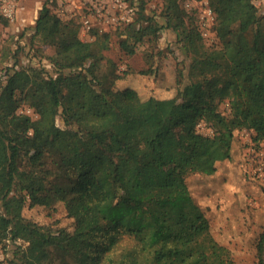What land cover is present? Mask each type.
Instances as JSON below:
<instances>
[{
  "label": "trees",
  "instance_id": "trees-1",
  "mask_svg": "<svg viewBox=\"0 0 264 264\" xmlns=\"http://www.w3.org/2000/svg\"><path fill=\"white\" fill-rule=\"evenodd\" d=\"M179 1H164L161 23L138 13L139 20L119 31L116 60L105 57L112 49L110 33L84 41L79 23L62 21L47 0L38 10L33 36L53 49L45 58L59 73L57 81L81 80L104 103L121 79L115 61L134 56L138 45H154L162 29L173 31L187 64L186 73L178 72V84L184 85L172 106L198 114L211 133L193 136L187 164L175 165L161 182L142 190L125 186L123 155L100 134L61 128L53 120L37 122L18 111L41 82H48L56 106L58 90L44 69L29 63L16 69L17 61H11L0 77V141L6 157L0 165V243H26L16 247L18 264H233L230 249L212 236L210 219L186 179L211 176L217 163L230 160L241 129L251 130L256 143L264 142V14L258 15L253 0H196L211 9L220 44L205 48L195 15ZM64 71L69 74L63 76ZM121 97L128 108L140 103L128 88ZM153 150L161 161L155 144ZM24 209H61L70 226L39 224L24 216ZM263 255L264 230L255 264H264Z\"/></svg>",
  "mask_w": 264,
  "mask_h": 264
},
{
  "label": "rangeland",
  "instance_id": "rangeland-1",
  "mask_svg": "<svg viewBox=\"0 0 264 264\" xmlns=\"http://www.w3.org/2000/svg\"><path fill=\"white\" fill-rule=\"evenodd\" d=\"M36 1L29 0L31 7L22 21L15 20L0 30L4 36L2 53L9 50V57L3 56L0 60V69L13 60L17 61L18 67L29 63L44 69L45 75L56 79L59 105L55 104L48 82L43 81L35 95L18 111L37 122L53 120L61 128L68 126L100 134L123 155L120 175L125 186L145 189L150 184L164 180L167 172L175 165H186L193 136L209 135L211 131L198 120V114L172 106L178 90L184 85L178 84V72L186 73L187 64L176 44L175 33L162 29L154 45H138L134 56H123L115 61L121 79L116 81L110 101L104 103L95 98L97 92L94 88L81 80L73 79L67 85L57 81L59 73L54 71L45 58L53 54V49L42 46L33 36L34 21L38 15ZM164 1L129 0L135 8L131 23L137 21L138 13L147 17L154 15L155 20L161 23L159 15ZM186 1H179L181 7L184 8ZM253 2L258 15H263L264 0ZM56 9L54 4L52 10L55 14ZM201 10L199 5L189 9L196 17L198 28ZM73 13L72 17L67 12L64 15L59 13V17L62 21L73 20L79 23L78 35L82 40L93 41L101 34L94 30L83 31L80 14L75 9ZM139 22L143 25L147 23ZM127 25L110 26L106 32H102L111 34L112 49L105 53L106 58L116 60L121 55L117 49V40L120 37L119 31ZM202 44L205 48L220 47L215 37L202 38ZM146 69H150V72L140 73ZM61 74L64 76L69 71ZM125 88L130 89L139 99L137 107L128 108L123 105L121 91ZM189 98L185 95V100ZM180 101L177 99L176 102ZM220 108L226 110L227 104H221ZM253 137L251 130H239L232 142L230 160L217 163L216 171L211 176L192 174L186 179L190 192L210 219L212 236L230 249L233 264H255L256 242L264 230V180L257 176L258 173L264 175V142L256 143ZM153 144L161 154V161L158 153L153 150ZM5 159V148L0 141V165ZM22 214L39 224L70 226V220L64 217L61 209L56 212L24 209ZM1 246L6 264L20 263L16 247L23 249L26 243L8 240L2 242Z\"/></svg>",
  "mask_w": 264,
  "mask_h": 264
},
{
  "label": "built area",
  "instance_id": "built-area-1",
  "mask_svg": "<svg viewBox=\"0 0 264 264\" xmlns=\"http://www.w3.org/2000/svg\"><path fill=\"white\" fill-rule=\"evenodd\" d=\"M22 0H0V30L5 23L11 24L16 20L18 9ZM129 0H47V6L53 9L54 4L57 6V16L59 13L64 15L67 12L71 17L74 9L80 14V23L83 31L106 32L110 26L129 24L132 21L135 8L130 5ZM201 6L202 12L199 16V33L203 39L215 37L213 32L214 15L207 6L206 1L187 0L184 3V9L189 12L192 6ZM111 27V28H112ZM217 39V38H216ZM4 36L0 34V59L3 51ZM10 64L6 63L5 67L0 69V77L4 78L7 68ZM18 69V66H16ZM1 78V79H2ZM259 170V169H258ZM256 172V171H255ZM260 172V171H258ZM260 179L264 180L262 173L257 174ZM0 264H6L2 253L0 243Z\"/></svg>",
  "mask_w": 264,
  "mask_h": 264
},
{
  "label": "crops",
  "instance_id": "crops-1",
  "mask_svg": "<svg viewBox=\"0 0 264 264\" xmlns=\"http://www.w3.org/2000/svg\"><path fill=\"white\" fill-rule=\"evenodd\" d=\"M43 1L44 0H37L36 1L37 10H39L41 8L42 4L44 3ZM29 7H31L29 4V0H22L20 3V8L18 9V12H17L16 20L22 21L24 19V14L27 15L26 11L29 9Z\"/></svg>",
  "mask_w": 264,
  "mask_h": 264
}]
</instances>
